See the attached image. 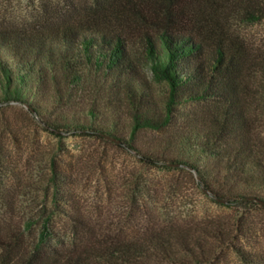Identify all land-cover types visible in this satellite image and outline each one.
I'll return each mask as SVG.
<instances>
[{
  "label": "trees",
  "instance_id": "1",
  "mask_svg": "<svg viewBox=\"0 0 264 264\" xmlns=\"http://www.w3.org/2000/svg\"><path fill=\"white\" fill-rule=\"evenodd\" d=\"M68 4L47 26L0 27V114L17 107L57 136H95L142 162L185 170L218 202L264 206V137L255 133L264 52L235 27L264 19V0ZM0 118L9 125L10 116ZM56 173L50 198L0 216V264H209L224 247L243 264H264L262 251L234 244L215 224L200 234L167 227L69 239L56 227L65 213ZM244 225L238 220L235 234L244 236Z\"/></svg>",
  "mask_w": 264,
  "mask_h": 264
},
{
  "label": "rangeland",
  "instance_id": "2",
  "mask_svg": "<svg viewBox=\"0 0 264 264\" xmlns=\"http://www.w3.org/2000/svg\"><path fill=\"white\" fill-rule=\"evenodd\" d=\"M69 1L89 3L0 0V27L47 26ZM235 27L252 50L264 52V19ZM156 87L162 100L164 86ZM0 116L11 119L4 126L0 118V216L12 208L19 216L50 198L51 189L46 187L55 168L62 180L57 196L65 210L57 215L56 227L76 242L137 237L167 227L200 234L201 228L215 224L230 230L234 244L264 253V206L246 210L218 202L185 170L142 162L132 151L95 136H57L35 125L17 107ZM255 133L264 137V114L255 116ZM238 220L245 224L244 236L235 234ZM209 264L243 263L232 248L224 247Z\"/></svg>",
  "mask_w": 264,
  "mask_h": 264
}]
</instances>
